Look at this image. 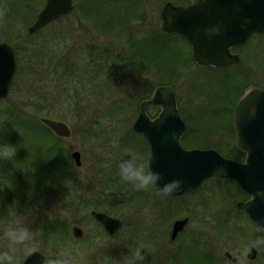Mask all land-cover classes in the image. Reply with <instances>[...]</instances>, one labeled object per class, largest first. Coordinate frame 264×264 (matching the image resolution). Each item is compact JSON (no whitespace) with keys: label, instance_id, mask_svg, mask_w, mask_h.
<instances>
[{"label":"rangeland","instance_id":"rangeland-1","mask_svg":"<svg viewBox=\"0 0 264 264\" xmlns=\"http://www.w3.org/2000/svg\"><path fill=\"white\" fill-rule=\"evenodd\" d=\"M122 1H128L134 7L130 8L132 12L126 11L124 3L120 5L114 0L111 6H107V11L103 10L102 16L105 19L116 14L119 22L123 21L120 28L112 34L105 33L102 26L97 24L99 20L96 12L94 16L92 10L88 15L84 14L81 7L84 0H74L76 7L66 17L30 34L28 27L34 22L46 0H0V8L6 9V15L0 21V41L9 43L17 58V72L10 89L11 100L37 116L60 119L70 125L72 137L66 139L63 145L75 167V178L65 184L62 190L64 193L57 187L51 193L44 192L42 196L35 197L28 204L25 202L24 208L21 206L22 208L14 210L7 205L0 212V253L9 252L14 257L15 264H20L34 250L54 255L67 249L74 257V264H86L85 261L80 262L86 256L94 257L97 264H124L123 258L129 254L131 247L144 250V264H188V260L182 258L180 253L183 246L192 242L191 236L195 234L200 237V242L203 237L204 245L208 239V245L205 246L207 249H210L211 243L215 250V264H225L226 251L243 257L238 264H264V246L258 247L260 255L256 261L245 260L246 253L257 237V231L249 227L243 233L237 228L248 225V215L236 206V202L249 201L250 196L239 194L225 180H208L197 190L179 199L163 196L158 189L153 197L157 203L156 209L153 207L154 203H141L144 200L142 191H137L134 185L121 179L117 166L126 152H136L148 161V155L142 149L135 151L129 149L128 145L135 149L141 145L138 135L134 133L133 123L141 103L151 98L161 85L173 88L178 108L189 123V134L194 130H200L202 134L205 130L202 136L193 138L192 146L201 147L206 143L210 145V149H217L227 157L237 147L233 123V128H230L225 119H206L209 115L205 110L211 102V96L218 90L215 82L217 78L223 79L224 72L191 63L180 69L177 68L178 63L173 64L172 68L168 65L167 70L163 71L155 63L157 54L152 56L157 47L155 42L156 47L152 46L151 53L140 57L141 69L134 68L132 61L128 59L130 36L135 39L145 38L152 32H159L163 28L161 12L164 4L167 1L179 3L178 0ZM20 2L35 6L37 4L38 7L35 8L36 11L34 8L28 10L27 7L23 12H18L16 5ZM168 34H161L163 42H169L171 35ZM174 37L177 41L169 42L167 48L171 44H176L177 48L179 45L186 48L181 38ZM263 40L253 38L246 45L238 47V51H234L241 57L237 64L239 71L246 73L243 84L264 88V57L260 59L261 55L255 54L259 48L263 51ZM45 50L56 59L55 67L49 65L46 58L44 63L39 64L33 57L34 53L43 57L46 55ZM144 57L147 59H143ZM234 72L237 71L232 70L230 73ZM39 82L43 86V92L35 88ZM128 95L137 97V103L134 104L129 97L131 106L125 113L120 112L114 118L106 116L109 109L128 104ZM204 135L202 142L201 137ZM73 151L81 153L80 168L75 165ZM245 158L246 154L244 160ZM114 176L117 178L113 181ZM114 185L116 190L109 188ZM101 192L113 194L115 202L100 196L105 206L95 209L92 205L99 196L97 193ZM147 194L145 196L153 202L151 195ZM140 196L142 198L139 201ZM73 204L76 206L70 208ZM94 209L122 220L123 227L117 235H108L92 219L91 210ZM185 216L190 217L188 227L177 240L172 241L170 233L174 221ZM55 217L62 218L68 224L72 239L59 243L45 241L43 222L46 218ZM74 225H80L84 229L85 240L77 241L74 238ZM153 225L157 238L149 235ZM16 226L26 227L31 232L32 239L27 246L30 250H26L24 246H14L13 250L5 238V231ZM145 234L149 236L146 237ZM199 245L202 247L200 243ZM106 255L112 256L113 260L112 257H105Z\"/></svg>","mask_w":264,"mask_h":264},{"label":"water","instance_id":"water-1","mask_svg":"<svg viewBox=\"0 0 264 264\" xmlns=\"http://www.w3.org/2000/svg\"><path fill=\"white\" fill-rule=\"evenodd\" d=\"M74 9V0H47L28 32L35 33ZM161 14L163 29L187 38L192 45L194 61L202 66L222 68L237 64L240 56L232 49L247 44L254 34L264 35V0H197L187 6L168 1ZM211 29L217 31L209 34ZM16 71L14 48L0 41V98L9 96ZM154 103L163 106L155 122L147 115ZM39 119L56 136L72 137L67 122L47 116ZM233 121L237 146L247 152L245 161L226 157L216 149L184 148L180 136L186 129L185 120L179 112L173 88L167 85L157 89L153 100L141 104L133 127L143 133L151 145L150 170L162 173L166 180L183 181L182 190L171 197L186 194L209 179H232L251 196L249 201H239L237 206L255 224L264 225V88L249 86L242 92L234 108ZM72 157L81 167L80 151H74ZM157 185L161 188L162 182ZM91 214L109 235H115L122 227L119 218L106 212L93 210ZM188 222V217L177 220L172 237L176 238ZM72 232L76 239L84 237V229L79 225H74ZM54 255L34 250L20 264H44ZM257 255L258 250L251 248L248 257L255 259Z\"/></svg>","mask_w":264,"mask_h":264},{"label":"trees","instance_id":"trees-1","mask_svg":"<svg viewBox=\"0 0 264 264\" xmlns=\"http://www.w3.org/2000/svg\"><path fill=\"white\" fill-rule=\"evenodd\" d=\"M112 1L113 0H84L81 5L85 15H88L90 10H92L93 16L94 12H96V17L98 16L97 18L99 20L97 24L101 25V29L106 31L105 33L107 34H112L117 31L116 29H119L122 25L120 23L123 22L121 20L119 22V18L116 14H113L110 19H105L102 16L103 10L106 9L107 11V6L109 4V6H111ZM114 1L120 5L124 3L123 7L126 11L129 10L130 12V8H134L133 6H130L128 1ZM178 2L179 3L176 2L175 4L188 5L193 3L190 0H178ZM16 6L19 8L17 10L18 12H23L25 8H27V4L24 2L17 3ZM134 10H136V8ZM129 15L131 16V13H129ZM131 18H133V15ZM131 18H129V20H132ZM163 33L168 34L163 28H161L159 32H152L145 38L135 39L130 36L128 41L130 44L128 59L132 61L134 68H142V60L139 61V59L142 55H146L148 52L151 53L152 46H155L154 42L157 44V47L155 46L156 48L153 51L152 56L155 57V54H157L155 57V63L160 65L163 71L167 70L168 65H171L170 68H172L174 66L173 64L177 63L179 64L177 67L179 69L189 63L199 66L193 61L192 47L185 37L178 33L168 34L171 35L168 40L170 43L175 40L173 39L175 38L174 36H178L186 44V48L182 45H179L180 47L177 48L176 44H171V47L176 48L174 51L170 46L167 48L169 42L162 41L161 34ZM253 38H259L262 40L264 39V35L255 34L251 39ZM259 49L255 54L261 55V59L264 57V49L263 51H260ZM168 50L169 52H167ZM236 50L238 51L237 48L234 49V51ZM45 52L46 55L43 57H40L38 53H34L33 57L37 59L39 64L44 63L43 61L46 58L48 64L55 67L56 59L48 51L45 50ZM163 52L165 54H163ZM143 59L147 58L144 57ZM238 67L239 65H231L222 69L211 68L216 71H222L225 74L223 79L219 80V78H217L219 81L217 80V82H215V87H217L218 90L211 96V102L205 110L209 115L206 119H225V122H227L230 128H233L234 107L243 89L251 85L248 83L243 84L246 73L245 71H239ZM232 70H236L237 72L230 73ZM84 73L87 74L89 71H84ZM40 84V82L37 83L35 88L38 89L39 92H43V86ZM11 94L12 93H10L9 97L5 99L0 98V143L10 144L16 147L17 151L15 157L10 158V160L0 161V212L3 211L7 205L14 210L21 206L24 208L26 206L25 202L28 204L35 197L42 196L44 192L51 193L56 190L57 187L62 192L65 184L72 182L75 178V167L72 165L68 151L63 145L66 139L56 136L50 128L40 121L39 116L32 111H29L18 102L11 100ZM127 97L128 104L124 103L123 105H118L115 109H109L106 116L114 118L120 112L125 113L126 109L131 106V100L134 104L138 101L137 97L134 95H128ZM129 97L131 100H129ZM209 146V144L203 143L201 147ZM245 154L244 151L235 147L228 156L242 161L244 160ZM115 177L117 178V176H114L113 181L116 180ZM223 180H225L227 184L233 185L235 191L239 192V194L243 193L245 195L235 181L231 179ZM109 188L116 190L117 187L114 185L113 187L109 186ZM102 191H104V189H102ZM62 193H64V191ZM97 194L99 196L92 205L95 209H100L102 206H105L103 205L104 202L101 197H106L108 201L115 202L113 194H104V192ZM4 195L6 196L3 198ZM75 206L76 205L73 204L70 208H74ZM92 219L96 221L93 216ZM96 222L102 226L101 223L98 221ZM42 229L44 230L45 241H55L59 243L64 240L72 239L68 224L60 217L46 218L43 222ZM199 239L200 237L193 234L191 236L192 242L181 249V257H185L188 260V264H215V250L212 248L211 243L209 244L210 249H207L206 247L202 248L199 245ZM83 240H85V237L77 241ZM105 257L111 259L112 256L106 255ZM101 258H104V256H101ZM81 261H85L86 264H97L92 256L83 257L80 259V262ZM81 264L83 263L81 262Z\"/></svg>","mask_w":264,"mask_h":264},{"label":"clouds","instance_id":"clouds-1","mask_svg":"<svg viewBox=\"0 0 264 264\" xmlns=\"http://www.w3.org/2000/svg\"><path fill=\"white\" fill-rule=\"evenodd\" d=\"M6 15V9L0 8V21ZM217 30H209V34ZM16 147L0 143V161H8L15 157ZM118 170L121 179L125 182L134 185L137 191L147 190L150 186L161 184L160 194L163 196H170L173 193L182 190L183 181L180 179L166 180L164 175L160 172H153L145 158L140 154L132 151L126 152L118 163ZM257 237L253 242V247L264 246V225L258 224ZM5 238L9 241L10 246H24L28 249V243L32 239V234L28 228L23 226L13 227L4 233ZM146 257L144 250L141 248L129 247V254L123 258L124 264H144ZM0 264H15L14 257L9 252L0 253ZM45 264H74V257L72 253L65 249L49 259L45 260Z\"/></svg>","mask_w":264,"mask_h":264},{"label":"flooded vegetation","instance_id":"flooded-vegetation-1","mask_svg":"<svg viewBox=\"0 0 264 264\" xmlns=\"http://www.w3.org/2000/svg\"><path fill=\"white\" fill-rule=\"evenodd\" d=\"M42 2V1H41ZM46 3H47V0H46V2H45V5H44V7L46 6ZM32 6H34V7H32ZM27 7H28V10L29 9H33L34 8V11H36V7H38V5L36 4V6L33 4V5H28L27 4ZM43 7V8H44ZM75 7H76V5H75ZM42 8V9H43ZM41 9V10H42ZM41 10H40V12H41ZM39 12V13H40ZM39 13H38V15H39ZM38 15H37V17H38ZM67 15H63V16H60L59 18H57L56 20H54L53 22H55V21H57V20H59V19H62V18H64V17H66ZM37 17L35 18V20H34V22L36 21V19H37ZM33 22V23H34ZM53 22H51L50 24H52ZM32 23V24H33ZM31 24V25H32ZM50 24H48V25H46L45 27H47V26H49ZM30 25V26H31ZM29 26V27H30ZM29 27H28V29H29ZM45 27H43V28H45ZM43 28H41V29H43ZM40 29V30H41ZM40 30H38V31H40ZM175 33V32H174ZM180 35V34H179ZM156 91H157V89H156ZM156 91L153 93V95H152V97L151 98H148V99H145L144 101H146V100H153L154 99V97H155V94H156ZM142 104V103H141ZM158 109H160L158 112H157V110ZM179 109V108H178ZM140 110H141V105H140ZM140 110H139V113H140ZM162 110H163V106L162 105H157V103H154V105H153V107L149 110V111H147V115L149 116V118L153 121V122H155L156 120H157V118L160 116V114H161V112H162ZM179 112H180V110H179ZM139 113H138V115H139ZM158 113V114H157ZM180 114H181V112H180ZM137 115V116H138ZM181 116H182V114H181ZM182 118H183V116H182ZM184 119V118H183ZM185 120V119H184ZM135 122V121H134ZM134 124V123H133ZM185 124H186V129H185V131H184V133L180 136V143H181V145L184 147V148H186V149H193V148H199V149H209V147H198V146H192L193 145V142H192V140H193V138H197V137H200V136H202L203 135V133H204V131L202 132V134L200 133L201 131L200 130H194V132H191L190 134H189V123L185 120ZM134 128V127H133ZM134 133L135 134H137L138 135V140H139V142H140V146L138 145V149H135L134 147H132L130 144L128 145V148L129 149H133V150H135V151H138V150H143V153L144 154H146V155H148V161H147V164H148V162H149V158H150V155H151V145H150V143H149V141L147 140V138H146V136L143 134V133H141V132H137V131H135V129H134ZM205 137V135L203 136V137H201L202 138V142H203V138ZM137 140V141H138ZM191 140V141H190ZM126 142H127V144H128V139L126 140ZM201 142V143H202ZM74 152V151H73ZM145 155V156H146ZM81 159H82V157H81ZM121 159V158H120ZM120 159H119V161H120ZM119 161H118V163H119ZM82 166V165H81ZM80 168V167H79ZM208 180H206L205 182H207ZM204 182V183H205ZM203 183V184H204ZM203 184H201L198 188H200ZM198 188H196V189H194V190H192V191H190V192H193V191H195V190H197ZM160 190L161 191V188L158 186V185H153V186H150L147 190H141L142 191V195H143V198H144V200H141V203H144V204H147L146 202H144V201H148V204L149 203H152V205H153V203H154V205H153V207L154 208H156L157 209V207H155V206H157V203H155V201H154V199H153V197H154V195H155V193L157 194V190ZM147 192L151 195V198H152V200H153V202L152 201H149V199L145 196V193H146V195H148L147 194ZM151 192L153 193V194H151ZM190 192H188V193H186V194H189ZM186 194H183V195H181V196H179V197H170V196H168V197H170L171 199H179V198H181V197H183V196H185ZM249 196V195H248ZM142 197L140 196V198H139V201H140V199H141ZM251 198V197H250ZM249 198V199H250ZM139 201H138V203H139ZM239 201H237L236 202V206H237V203H238ZM151 205V204H150ZM151 207V206H150ZM238 207V206H237ZM239 208V207H238ZM93 210H91V212H92ZM186 217H188L189 218V222H188V224L186 225V227L178 234V236L176 237V238H173L172 237V234H173V229H174V224H175V222L177 221V220H180V219H184V218H186ZM157 218V217H156ZM120 219V218H119ZM246 219H248V225L246 226L245 224L243 225V226H239V227H237L240 231H242L243 233L244 232H246V230H248L249 229V227H252V228H254L256 231H257V224H255L253 221H252V219L248 216V217H246ZM121 220V219H120ZM177 220H175L174 221V223H173V226H172V231H171V233H170V239L172 240V241H175V240H177L178 239V237H179V235L188 227V225H189V223H190V217L189 216H185V217H183V218H179V219H177ZM122 221V220H121ZM102 226H103V224H102ZM104 227V226H103ZM122 227H123V222H122ZM122 227H121V229H122ZM104 229H105V227H104ZM120 229V230H121ZM147 229V228H146ZM153 229H154V225H153V227H152V232H150V237L151 238H157V232L156 231H153ZM119 230V231H120ZM105 231H106V229H105ZM119 231L115 234V235H117L118 233H119ZM107 232V231H106ZM258 233V232H257ZM115 235H110V236H115ZM149 235H147V234H145V236L146 237H148ZM204 239H203V237H202V240H201V242L199 241V243L202 245V248H205V246L206 245H208V243H207V241H208V239L207 240H205V245H204ZM185 246H187V245H185ZM185 246H183V247H185ZM251 248H256L257 250H258V255H257V257L255 258V259H250L249 257H248V253H249V251H250V249ZM250 249L248 250V252L246 253V256H245V260L246 261H248V262H254V261H256L257 259H258V257H259V255H260V249L258 248V247H250ZM242 260H243V257L241 256V255H235V254H233L232 252H230V251H226L225 252V264H238V263H240V262H242Z\"/></svg>","mask_w":264,"mask_h":264}]
</instances>
